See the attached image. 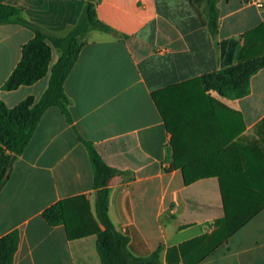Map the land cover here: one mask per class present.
Returning <instances> with one entry per match:
<instances>
[{
    "label": "crops",
    "instance_id": "crops-1",
    "mask_svg": "<svg viewBox=\"0 0 264 264\" xmlns=\"http://www.w3.org/2000/svg\"><path fill=\"white\" fill-rule=\"evenodd\" d=\"M85 3L0 0L58 36L76 26ZM93 3L113 33L90 31L65 81L72 122L59 107L48 108L0 191V237L20 232L14 264H104L94 169L80 136L120 171L109 214L135 254L162 246V264H264V207L226 239L214 224L225 215L220 180L239 182L227 192L243 200L251 189L264 198V68L237 99L205 93L200 79L223 68V42L238 43L233 64L264 55V0H218L217 34L201 2ZM34 36L21 23L0 24V100L9 107L29 96L39 101L49 86L51 71L32 85L3 89ZM59 55L53 47L51 66ZM65 199H75L69 205L90 232L69 238L64 224L46 221L44 211ZM173 247L179 250L169 252Z\"/></svg>",
    "mask_w": 264,
    "mask_h": 264
},
{
    "label": "trees",
    "instance_id": "trees-1",
    "mask_svg": "<svg viewBox=\"0 0 264 264\" xmlns=\"http://www.w3.org/2000/svg\"><path fill=\"white\" fill-rule=\"evenodd\" d=\"M204 3L203 20L212 34L219 30L218 0H193L194 4ZM18 22L31 28L35 36L22 47V58L3 89L13 91L22 85H32L51 71L49 86L39 101L29 96L18 105L9 107L0 100V191L8 178L16 158L24 153L29 145L46 110L52 106L59 107L72 122L70 112L71 100L65 92L64 84L70 75L83 47L86 37L92 30L113 33V29L98 19L93 0H86L83 13L76 26L66 35L58 36L31 24L20 16L17 7L0 4V24ZM264 28V24L262 25ZM53 47L58 50L59 58L51 66ZM238 43H222L221 70L203 75L200 79L205 93L217 92L228 98H241L249 94L250 81L254 74L264 68V55L250 56L248 59L233 64ZM86 145L94 169V188L96 189V211L100 221L97 228L98 251L104 264H162V246L146 254H135L130 249V238L119 231L109 214V195L111 181L120 171L108 165L93 143L79 137ZM221 176V175H219ZM194 180H185L186 184ZM239 182L220 180L225 215L214 221L216 234L226 239L245 225L264 207V198L259 191L251 189L246 200L237 197L234 192H227V184ZM250 185L246 182V187ZM75 199L61 200L48 207L43 216L51 225L64 224L69 238L84 235L91 230L85 226L81 215L69 205ZM20 243V232L15 229L0 237V264H14L15 255ZM179 247L169 249V252ZM169 254V253H168ZM174 263L168 259V264Z\"/></svg>",
    "mask_w": 264,
    "mask_h": 264
},
{
    "label": "built area",
    "instance_id": "built-area-1",
    "mask_svg": "<svg viewBox=\"0 0 264 264\" xmlns=\"http://www.w3.org/2000/svg\"><path fill=\"white\" fill-rule=\"evenodd\" d=\"M259 6H261V4H258Z\"/></svg>",
    "mask_w": 264,
    "mask_h": 264
}]
</instances>
